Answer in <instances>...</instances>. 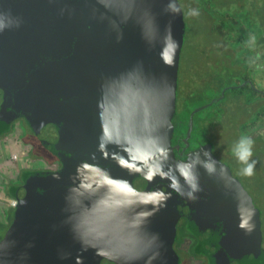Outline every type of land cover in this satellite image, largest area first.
<instances>
[{
	"label": "water",
	"instance_id": "95a60500",
	"mask_svg": "<svg viewBox=\"0 0 264 264\" xmlns=\"http://www.w3.org/2000/svg\"><path fill=\"white\" fill-rule=\"evenodd\" d=\"M108 5L105 21L115 40L92 45L86 62L91 70L94 54L108 43L112 68L120 64L132 80L124 98L136 111L135 122L129 118L135 129L129 156L98 145L93 80V91L84 89L82 100L53 119L72 118L80 127L79 151L60 153V170L27 183L23 208L0 241V264H102L104 257L119 264H180L175 241L183 216L210 264H264L262 210L232 166L216 155L213 142L186 158L176 155L182 146L173 137L186 33L181 3L109 0ZM214 101L192 110L186 146L196 113ZM150 165L160 172L154 182L145 168Z\"/></svg>",
	"mask_w": 264,
	"mask_h": 264
},
{
	"label": "flooded vegetation",
	"instance_id": "af4514ba",
	"mask_svg": "<svg viewBox=\"0 0 264 264\" xmlns=\"http://www.w3.org/2000/svg\"><path fill=\"white\" fill-rule=\"evenodd\" d=\"M108 2L0 0V148L11 155L16 167H21L13 175L8 174L11 170L2 173L0 197L4 196L9 205L18 204L5 190L12 178H19L24 169H31L34 172L27 182L33 178L34 185L48 172L63 167L60 153L79 151L80 127L72 125V118L68 122L67 119L60 122L53 119L82 100L84 89L93 91V80L98 100V145L106 148L109 154L129 156L130 138L135 132L134 123L129 118L134 121L136 111L134 106L131 109L125 105L124 98L130 93L132 80L120 64L112 68L115 61L113 55L110 57L112 45L108 43L94 54L91 70L87 67L89 61L86 62L93 54L92 45L102 39L115 40L109 35L110 26L105 21L110 15ZM99 54L110 60L101 59ZM126 68L130 70L129 64ZM177 112L179 119L178 109ZM74 119L76 121L78 116ZM125 119L130 121L127 126L123 124ZM136 128L141 129L139 124ZM177 129L178 122L173 144L182 146L176 150L177 157L186 158L192 149L211 142L192 135L190 145L186 146L187 134L180 137ZM125 136L126 140H123ZM158 159L152 158L154 161ZM145 168L151 180L156 181L160 172L153 170V165ZM4 217L6 221L5 212ZM14 220H9L10 225L0 230V241ZM177 229L175 247L181 256L180 264L183 262L181 250L191 254V264H210L206 254L198 251V236L191 230L187 216L179 219ZM102 264L119 263L104 257Z\"/></svg>",
	"mask_w": 264,
	"mask_h": 264
},
{
	"label": "rangeland",
	"instance_id": "374dc122",
	"mask_svg": "<svg viewBox=\"0 0 264 264\" xmlns=\"http://www.w3.org/2000/svg\"><path fill=\"white\" fill-rule=\"evenodd\" d=\"M179 2L186 22L179 71V114L187 107L195 109L215 100L196 113V124L198 119L208 123L206 131L201 129L196 134L214 142L216 155L232 166L251 192L262 210L264 231V143L250 145L251 156L247 162H242L236 151L251 131H263V124L252 126L261 102L250 104L254 95L250 88L229 89L223 98L217 99L228 86H237L248 72L254 78L256 88L264 90V48L257 43L264 37V0ZM247 125L250 126L248 129ZM0 152L3 153V156L0 154L1 181L4 171L11 170L8 174L13 175L21 167H16L6 150L0 148ZM249 164H253L251 175L245 174ZM8 206L5 197L1 196L0 230L10 225L9 218L5 221L4 217V209ZM181 254V264H191V254L186 250H181Z\"/></svg>",
	"mask_w": 264,
	"mask_h": 264
},
{
	"label": "trees",
	"instance_id": "16d2710c",
	"mask_svg": "<svg viewBox=\"0 0 264 264\" xmlns=\"http://www.w3.org/2000/svg\"><path fill=\"white\" fill-rule=\"evenodd\" d=\"M259 37H261V36H259ZM257 43L261 44V47L264 48V37H262ZM263 57H264V54H263ZM249 79H252L254 85L256 86L254 78L248 72V73L245 74V76L243 77L242 81H240L237 86H228L226 88V92L229 89H240V90L246 89V88L252 89L254 95H256V96H254V95L251 96L250 104L253 106L254 103H256L257 101L261 102L260 103V110L258 111L259 112L258 114L256 113V118H255L256 121L254 122V124L257 121L261 120L262 124L264 125V98L261 99V97H260V96L264 97V92H262L261 90H258L256 87L254 88L251 85ZM244 81H246V83H243ZM247 105H249V104H247ZM193 109L194 108L187 107V109H185V111L183 110L182 113L179 114V119L177 121L178 122V129H177L178 136H180V137L183 136L184 137L187 134V131H188V128H189L190 116H191V112H192ZM202 120L203 119H201V120L198 119V123L197 124L195 123V127H194V130H193V133H192L193 138H195V137L200 138L201 135H197L196 132L201 130V129L205 130V125L208 124V123L207 122L205 123ZM204 120L207 121V119H204ZM247 126H248L247 129H248L250 126L249 125H247ZM250 136H251L250 140L252 142L251 145L264 143V141H263L264 128H263V131L258 132V130H256L255 132H252L250 134ZM207 140L211 141L210 139H207ZM33 172L34 171H32L31 169H24L21 177L12 178L11 179L12 182L10 184L6 185V187H5L6 194L9 197L14 198V199H16L18 201V204H15V205L11 204L6 209H4V212H5L7 220H8V218H9V220L15 219L16 215L18 214V212H20L21 209L23 208L24 196L20 195V191L23 190V189H26V186H27V183H28L27 180L30 179L29 176H31V173H33ZM55 172L56 171L48 172V175L49 174H53ZM41 179H42V177L39 178V180H41ZM201 250L202 249L199 246L198 251L202 252Z\"/></svg>",
	"mask_w": 264,
	"mask_h": 264
},
{
	"label": "clouds",
	"instance_id": "9594fccd",
	"mask_svg": "<svg viewBox=\"0 0 264 264\" xmlns=\"http://www.w3.org/2000/svg\"><path fill=\"white\" fill-rule=\"evenodd\" d=\"M251 143H252L251 140L242 139L239 145L237 146V150H236L237 155L242 162H247V159L251 156V150H250ZM252 170H253V164H249L245 169V174L251 175Z\"/></svg>",
	"mask_w": 264,
	"mask_h": 264
},
{
	"label": "crops",
	"instance_id": "0c3cea01",
	"mask_svg": "<svg viewBox=\"0 0 264 264\" xmlns=\"http://www.w3.org/2000/svg\"><path fill=\"white\" fill-rule=\"evenodd\" d=\"M261 45V44H260ZM263 69V68H262ZM258 124H262V121L260 120V121H257L255 124H253V126H257ZM254 132V131H253ZM251 133H252V131H251ZM250 133V134H251ZM250 138H251V136L249 135V138H248V140H250Z\"/></svg>",
	"mask_w": 264,
	"mask_h": 264
}]
</instances>
